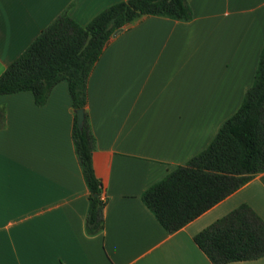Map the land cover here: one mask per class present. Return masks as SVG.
I'll return each mask as SVG.
<instances>
[{
	"label": "crops",
	"instance_id": "0c3cea01",
	"mask_svg": "<svg viewBox=\"0 0 264 264\" xmlns=\"http://www.w3.org/2000/svg\"><path fill=\"white\" fill-rule=\"evenodd\" d=\"M124 1L0 0V76L62 13L85 27ZM187 1L192 21L138 18L90 76L93 164L107 201L100 234L86 232L68 83L41 107L32 92L0 96V264H213L197 234L243 204L264 220V173L173 234L142 200L238 112L264 48V0Z\"/></svg>",
	"mask_w": 264,
	"mask_h": 264
},
{
	"label": "trees",
	"instance_id": "16d2710c",
	"mask_svg": "<svg viewBox=\"0 0 264 264\" xmlns=\"http://www.w3.org/2000/svg\"><path fill=\"white\" fill-rule=\"evenodd\" d=\"M142 16L181 22L194 18L187 0H128L114 4L81 26L62 13L0 76V96L32 92L45 105L56 85L66 81L74 110L73 141L90 196L86 232L104 229L106 199L93 164L95 137L88 105L90 76L116 32ZM85 110L78 126L76 110ZM5 112L0 108V128ZM264 173V48L253 86L241 108L220 128L211 144L186 164L147 189L142 200L162 227L176 233ZM213 264L252 261L264 257V220L243 204L194 238Z\"/></svg>",
	"mask_w": 264,
	"mask_h": 264
},
{
	"label": "water",
	"instance_id": "95a60500",
	"mask_svg": "<svg viewBox=\"0 0 264 264\" xmlns=\"http://www.w3.org/2000/svg\"><path fill=\"white\" fill-rule=\"evenodd\" d=\"M130 27V25H127L126 28ZM118 35V32H116L114 34V36L116 37ZM76 114L78 116V126L81 130L84 129V125H85V110L84 109H79L76 110Z\"/></svg>",
	"mask_w": 264,
	"mask_h": 264
}]
</instances>
